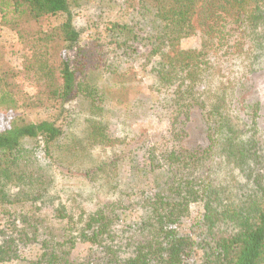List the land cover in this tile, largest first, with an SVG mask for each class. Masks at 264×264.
Returning <instances> with one entry per match:
<instances>
[{"label": "trees", "instance_id": "16d2710c", "mask_svg": "<svg viewBox=\"0 0 264 264\" xmlns=\"http://www.w3.org/2000/svg\"><path fill=\"white\" fill-rule=\"evenodd\" d=\"M114 1L0 0V37L2 29L13 32L25 53L15 69L0 42V114L8 120L0 129V208H19L0 225V263L39 245V264H264V113L249 95L254 76L264 74V0H122L130 13L108 23V39L80 47L74 14ZM197 33V50L179 47ZM232 59H240L241 74L212 88V74ZM134 63L153 80L151 93L167 95V140L137 168L140 178L152 176L149 185L76 217L80 195L70 196L71 210L57 196L52 148L80 96L88 103V138L104 145L110 101L98 80L123 79ZM37 108L56 117L28 120L24 113ZM195 114L205 140L191 144ZM85 158L94 161L86 176L105 172L101 180H110L115 160ZM193 203L202 206L197 241L178 229ZM25 204L49 206L65 226L45 228L21 210ZM134 209L139 217L127 222ZM78 243L88 244L85 256H72Z\"/></svg>", "mask_w": 264, "mask_h": 264}, {"label": "rangeland", "instance_id": "374dc122", "mask_svg": "<svg viewBox=\"0 0 264 264\" xmlns=\"http://www.w3.org/2000/svg\"><path fill=\"white\" fill-rule=\"evenodd\" d=\"M128 13H130V9L124 8L122 0L81 7L74 14L73 20L74 25L82 32L79 46L85 47L98 37L108 39L107 32H105L108 23L115 19L124 21ZM0 42L10 50L8 54L10 64L15 69H20L25 53L16 36L13 32L2 29ZM200 43L201 37L197 33L182 38L179 47L182 50H197ZM221 67H219L221 70L219 73H214L211 76L212 88L220 82L234 81L242 72L240 59L226 61L222 63ZM139 69V65L134 63L123 79L112 76L104 81L98 80L101 88L105 90L104 92H108L110 101L104 119L107 139L103 146L94 145L93 141L88 138L87 133L91 128L88 103L85 97L80 96L82 99L78 98L72 104L73 118L66 126L64 125L63 137L52 148L53 156L56 158H54L56 164H54L53 174L57 196L59 201L64 203L66 208L68 207L67 210H71L72 198L70 196L80 195L77 201L74 200L72 207L76 217L82 215L84 218L101 204L118 199L123 194L131 196L138 188L142 189L151 182L152 176L140 178L137 168L142 160L147 159L149 151L155 143L167 140V135L164 132L167 130L169 121L162 106V99L167 95L151 93L150 87L153 80ZM252 81L253 90L249 92V95L260 102L261 113H264V74L255 75ZM20 86L29 94H33L35 91L34 85L21 80ZM105 86H109L110 89H106ZM24 114L32 122L52 120L56 117L55 111L45 108L27 110ZM7 124V117L0 114V129ZM189 132L188 140L191 144L204 142L205 136L196 114L192 117ZM37 154V158H41L40 153ZM85 155H91L95 160L108 164L115 160L113 170L106 169L111 173L110 180H101L105 172L91 178L86 176L85 168H89L94 161L86 160ZM130 200L129 203L136 204V196L131 197ZM5 208V213L0 208V225L4 221H14V215L19 211V208L12 206ZM21 210L29 215L37 216L42 220V226L45 228L61 230L65 226V221L54 220L49 206L25 204ZM201 214V203L191 204L189 213L178 225L180 233L189 235L194 241H197L194 229ZM138 217L139 211L134 209L131 214H128V217L126 216V219H128L127 222H133ZM87 247V243H78L73 249L72 256H85L88 252ZM39 255V245H29L21 251L20 259L0 264H39L37 263Z\"/></svg>", "mask_w": 264, "mask_h": 264}]
</instances>
